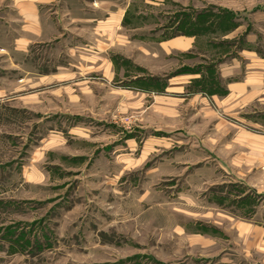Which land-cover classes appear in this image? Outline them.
Masks as SVG:
<instances>
[{"label":"rangeland","instance_id":"374dc122","mask_svg":"<svg viewBox=\"0 0 264 264\" xmlns=\"http://www.w3.org/2000/svg\"><path fill=\"white\" fill-rule=\"evenodd\" d=\"M262 6L264 0H134V12H141L130 19L135 29L100 34L92 26L65 25L30 45L22 81L20 70L16 74L4 63L0 264H239V257L224 255L228 238L213 236L208 245L194 236L216 219L227 228L219 215L226 210H213L217 203L208 199L211 188L221 192L226 183L207 185L190 149L191 136L206 143L212 118L193 112L189 100L172 103L176 112L167 114L156 94L127 85L135 76L163 78L181 66L215 62L221 45L202 55L182 54L163 51L158 41L182 30L219 36L233 27L229 9L248 13ZM207 10L232 23L188 26ZM250 16V24L261 25ZM112 55L125 61L119 69L110 63ZM213 109L221 123L213 146L221 155L224 131L236 120L221 107ZM263 109L258 102L248 107ZM157 131L170 133L172 144L141 159L146 137ZM130 134L138 146L133 151L125 144Z\"/></svg>","mask_w":264,"mask_h":264},{"label":"crops","instance_id":"0c3cea01","mask_svg":"<svg viewBox=\"0 0 264 264\" xmlns=\"http://www.w3.org/2000/svg\"><path fill=\"white\" fill-rule=\"evenodd\" d=\"M133 2L0 0V80L8 73L4 65L9 64L14 66V73L20 70L18 81H22V65L28 57L30 45L54 35L65 25L78 28L92 26L91 30L100 34L104 31L118 34L123 28L135 29L130 19L139 16L141 12H134ZM228 11L231 12L235 26L219 36L181 34L162 37L158 41L163 51L172 50L182 54L196 52L202 55L209 53L208 48L221 45L223 50L213 53L217 55L215 62L205 67L181 66L166 77H158L161 84L159 89L145 86L151 76H135L129 80L127 87L146 93V96L156 94L160 110L167 114L176 112L171 107L172 103L189 100L193 112L212 118L210 126L206 127V143L191 136L190 149L196 154L197 170L206 171L207 185L214 186L216 179H224L226 183L221 192L211 188L208 199L217 203L212 207L213 210H217V207L226 210L219 215L223 219L222 225H227V228L217 226L219 219H216L215 224L205 226L194 236L197 237L196 241H206L208 245L218 238L216 236H224L230 241V247L223 251L224 255L239 257V264H264V132L258 131L264 129V109L258 113L248 111L254 102L264 105V7L248 13L243 10ZM250 14L258 17L261 25L250 24L249 19H246ZM245 19L248 21L246 26ZM109 60L113 68L117 66L116 69H119L123 59L112 55ZM108 70L106 67L105 71ZM210 71L213 73L209 74ZM213 74L216 76L212 80L209 76ZM6 92L0 87V97H5ZM215 105L236 120L233 124L228 123V129L224 131V153L221 155L215 152L212 138L216 128L221 126V123L216 124L214 121ZM168 134L157 131L148 135L146 145L144 142L141 147L143 151L146 146V153L141 152V159H147L156 147H170L172 139L167 137ZM135 140L131 134L125 138L129 151L138 147ZM197 144L200 149L196 147ZM236 145L245 148L239 151L235 149ZM216 167L221 178L216 173ZM228 263L234 264L231 259Z\"/></svg>","mask_w":264,"mask_h":264},{"label":"trees","instance_id":"16d2710c","mask_svg":"<svg viewBox=\"0 0 264 264\" xmlns=\"http://www.w3.org/2000/svg\"><path fill=\"white\" fill-rule=\"evenodd\" d=\"M224 12H225V10H224ZM228 14H229V17H230L231 16V13L229 12ZM228 19H229L228 16H226L224 20H221V15H219V14H215V15L214 14H211V12L209 10H207L206 12L205 11H200V13L196 14V18L192 19V22H188L187 24L190 27H192V26L193 27H197V25H200V26L202 25L203 26V25H206V24L209 27H212V26L215 27V26H219L222 23L224 24L225 22L228 23L227 22ZM230 19H229V22L232 23V21ZM181 23H182V20H179V23L178 24L180 25V27H181ZM201 23H205V24H201ZM232 26L233 27L235 26V23L234 22L232 23ZM229 29H231V28L230 27H226L225 30H229ZM180 33L183 34V35L199 34V32L196 31V30H182ZM212 73H213L212 71L209 72V74H212ZM209 77L212 80L214 79V78H212L213 75H211ZM150 85L152 87H154V88L159 89V87H160L161 84H160V82L158 81L157 78H153L152 77V78H149V80H147V82L145 83V86L147 88ZM203 87L205 88V86H203Z\"/></svg>","mask_w":264,"mask_h":264}]
</instances>
